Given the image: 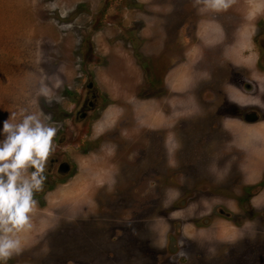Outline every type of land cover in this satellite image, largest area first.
Segmentation results:
<instances>
[{"label": "rangeland", "instance_id": "obj_1", "mask_svg": "<svg viewBox=\"0 0 264 264\" xmlns=\"http://www.w3.org/2000/svg\"><path fill=\"white\" fill-rule=\"evenodd\" d=\"M222 1L0 0V122L37 115L70 165L52 183L44 166L6 264H264V152L217 169L209 155L231 153V140L199 137L215 111L201 104L216 64L208 20L264 18V0ZM240 54L226 62L248 61ZM89 82L97 97L83 104ZM182 117L166 166L157 139ZM239 126L242 138L264 131Z\"/></svg>", "mask_w": 264, "mask_h": 264}, {"label": "flooded vegetation", "instance_id": "obj_2", "mask_svg": "<svg viewBox=\"0 0 264 264\" xmlns=\"http://www.w3.org/2000/svg\"><path fill=\"white\" fill-rule=\"evenodd\" d=\"M231 1L232 0H223L222 2L231 3ZM238 1L241 0H233V5L235 7L239 6L237 3ZM198 8L199 6L195 8V12ZM236 11L238 10L236 9ZM233 17L234 18L227 19L216 17V20H208V22L212 23L211 25L214 29H217V31H215L217 35H215L213 31L208 30L205 36L207 38L213 37L214 45L217 49L215 50L216 60L214 61L216 64L212 67L213 69L211 71V75L214 77V85H208L206 89L207 94H205L207 98L205 101L201 102V104L214 106L215 111L212 121L206 125L207 130L205 131L203 126H200L201 131L199 137L205 144V140L210 137L209 135L214 133L216 136L213 138H216L217 142H219L221 138H226V140H231L232 144V152L224 154L222 158L219 153L216 155L211 153L209 155L212 156V160H214V157H218L215 163L217 169L226 165V161H233V158H236L238 162L236 164L233 163L232 166L230 165V169H235V167L242 169L245 164V159L248 160L249 157L254 158L255 155H259L260 151L262 154L264 152V125H262L263 127L259 125L264 122V18L246 19L247 17L239 12L235 13ZM194 22L192 33L190 35L189 32L187 33V36L191 39L190 41L188 40V45L190 43L195 44L200 37L197 25L198 21L195 20ZM181 26H184V23H182ZM185 26L187 27L188 25L185 24ZM184 31L186 32V29ZM232 50H240V53L242 52V54L247 55L248 59L246 58V60L248 61L242 63V61L237 60L236 65L234 64L233 66L229 62H226L228 61L226 53ZM219 54H224L225 57L221 59ZM242 54L239 56L241 57ZM180 58L178 60H180ZM241 59L244 60V57ZM181 60L184 62L183 56ZM224 64L228 66H223ZM226 68L230 71L228 75L223 72ZM95 92L93 84L89 82L88 92L84 94L83 97V104L85 102L88 103V97L92 96L93 99L96 98L97 92ZM102 95L106 98L104 93H102ZM90 103L91 105H87L88 108H92V105H94L92 101ZM81 117H86L85 111L81 112ZM237 123L240 125L239 128L244 126L246 129H260L259 132H263L259 135H252V132L249 130L250 132H247L248 136L245 138L239 137L240 135L242 136L243 133L242 129L239 130L240 132L234 130ZM170 125H172L173 128L170 130L171 136L166 137L169 133L165 135L161 134L157 139L159 142L157 143L159 145L158 150L164 151V154H159V158L166 166V160L171 154V150L169 151L170 148L168 147V139L175 137V127H178L179 131L186 129L183 117L177 119L175 125ZM258 126L259 128H257ZM229 128L232 131L226 130ZM57 133L58 131H56L55 137H57ZM235 135H238V137ZM56 142V145L60 142L59 138ZM56 151V146L52 145V150L48 156V162L46 161L45 163L48 178L51 177L49 183H52L51 181L54 179L59 180L61 176L70 171V165L61 155L57 154ZM180 154L181 153H179V155ZM255 159L257 161L260 160L258 157H255ZM180 164L182 163L180 162ZM250 164H253V162H250ZM190 165L193 166L194 164L191 163ZM208 166L205 163V168L208 169L211 165L208 164ZM44 181L42 187L45 185ZM38 192L39 191L33 192V194ZM33 200L39 204V200L36 197H33Z\"/></svg>", "mask_w": 264, "mask_h": 264}, {"label": "clouds", "instance_id": "obj_3", "mask_svg": "<svg viewBox=\"0 0 264 264\" xmlns=\"http://www.w3.org/2000/svg\"><path fill=\"white\" fill-rule=\"evenodd\" d=\"M207 6L222 5L220 0H210ZM39 94L47 95V89L41 87ZM20 116L18 122H0V264L21 250L19 233L31 227L33 192L42 187L44 166L57 131L37 115L25 114L24 109ZM12 117L15 120L16 114ZM29 168L32 171L25 175Z\"/></svg>", "mask_w": 264, "mask_h": 264}, {"label": "crops", "instance_id": "obj_4", "mask_svg": "<svg viewBox=\"0 0 264 264\" xmlns=\"http://www.w3.org/2000/svg\"><path fill=\"white\" fill-rule=\"evenodd\" d=\"M212 41V40H211Z\"/></svg>", "mask_w": 264, "mask_h": 264}]
</instances>
